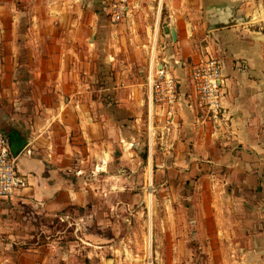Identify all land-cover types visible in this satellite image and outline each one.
<instances>
[{
  "label": "crops",
  "instance_id": "0c3cea01",
  "mask_svg": "<svg viewBox=\"0 0 264 264\" xmlns=\"http://www.w3.org/2000/svg\"><path fill=\"white\" fill-rule=\"evenodd\" d=\"M249 1L212 0L202 25L183 14L166 24L163 38L172 51L167 57L175 62L182 59L180 66L171 64L179 80L181 106L171 134L165 140L158 138L164 156L159 168L179 182H197L200 195L209 200L204 216L213 229L216 226L224 237H238L237 231L246 239L236 238L235 244L244 241L262 257L264 49L262 34L244 19L250 15L244 8ZM46 6V21L37 16L28 21L32 33L3 30L0 34V129L12 151L20 153L16 165L28 180L13 197L0 200V227L10 224L1 230L11 240L0 242L9 256L0 264L68 260V255L58 253L60 247L53 240L16 252L14 239L32 237L33 227L37 230L50 219L69 217L70 209L84 206L95 196L92 179H98L97 172L106 165L101 152L109 142V123L121 126L123 110L131 111L139 104L132 87L122 94L116 82L93 70L96 53L91 47L103 39L98 27L105 24L101 15L105 7L96 0H51ZM2 8L11 12L8 27L24 20L21 8ZM242 10L245 17L240 15ZM170 22L176 41L170 37ZM208 57L223 63L226 119L216 122L195 108L186 65L188 60L194 63ZM107 90L110 95L102 96ZM18 223L29 229H15ZM259 260L255 262L264 264V257Z\"/></svg>",
  "mask_w": 264,
  "mask_h": 264
},
{
  "label": "rangeland",
  "instance_id": "374dc122",
  "mask_svg": "<svg viewBox=\"0 0 264 264\" xmlns=\"http://www.w3.org/2000/svg\"><path fill=\"white\" fill-rule=\"evenodd\" d=\"M49 1L0 0V34L3 30L7 34L32 33L34 29H28V21L34 16L42 23L46 21ZM211 2L134 0L128 17L113 26L108 22L107 12L101 13L105 24L98 27V33L100 36L103 33V39L91 47L96 53L93 70L99 71L100 77L108 76L116 82L122 94L125 88L132 87L139 104L132 106L131 111L123 110L125 118L121 126L109 123V142L101 152L106 165L97 172L99 180L92 179L95 196L84 206L75 207L76 211L70 209L69 217L50 219L49 223L43 219L44 228L33 227L32 237L15 238L16 252L53 240L60 247L58 253L69 256L67 261L60 260L61 264H244V261L259 264L255 261L264 256L251 250L250 244L244 241L235 244L236 238L245 237L240 238L237 231L238 237H224L216 226L213 229L204 216L209 200L202 198L197 182H179L159 168L164 156L156 132L153 134L149 128L147 77L151 63L154 65L166 57L177 66L174 57H167L172 51L163 38L166 24L183 14L202 25ZM249 2L244 8H248L246 12L250 15L244 19L251 22L250 28L262 34L264 49V0ZM2 7L21 8L24 20L8 27L7 15L11 12ZM240 15L245 17V10ZM191 64L186 61L189 68ZM104 93L102 96L110 95L108 90ZM91 94L98 96L97 92ZM8 225L0 227V242L11 241L1 230ZM24 226L18 223L13 227L27 231L29 228ZM4 256L9 258L6 246L0 244V259Z\"/></svg>",
  "mask_w": 264,
  "mask_h": 264
},
{
  "label": "built area",
  "instance_id": "2783aa9c",
  "mask_svg": "<svg viewBox=\"0 0 264 264\" xmlns=\"http://www.w3.org/2000/svg\"><path fill=\"white\" fill-rule=\"evenodd\" d=\"M107 10L110 25L123 21L131 13L134 0H96ZM176 65H182L180 60ZM190 84L195 108L206 113L214 122L226 119L223 106V63L219 58L208 57L191 64ZM148 80L150 102L149 128L160 140H165L175 128L180 110L179 80L173 74L166 57L151 63ZM193 105L190 103L189 108ZM26 153L30 154L29 150ZM15 157L10 154L8 139L0 129V200L10 199L28 185L25 174L17 168ZM61 218V217H60ZM63 219V218H61Z\"/></svg>",
  "mask_w": 264,
  "mask_h": 264
},
{
  "label": "water",
  "instance_id": "95a60500",
  "mask_svg": "<svg viewBox=\"0 0 264 264\" xmlns=\"http://www.w3.org/2000/svg\"><path fill=\"white\" fill-rule=\"evenodd\" d=\"M170 37L172 41H176V29H175L173 22H170ZM8 146H9L10 154L12 157H15L16 155H18V151H12L10 144H8Z\"/></svg>",
  "mask_w": 264,
  "mask_h": 264
},
{
  "label": "flooded vegetation",
  "instance_id": "af4514ba",
  "mask_svg": "<svg viewBox=\"0 0 264 264\" xmlns=\"http://www.w3.org/2000/svg\"><path fill=\"white\" fill-rule=\"evenodd\" d=\"M210 19H211V18H209V20H210ZM216 19H218V20H219V19H224V18H223V17H221V16H218ZM211 20H212V19H211ZM211 20H210V21H211ZM209 23H210V22H209Z\"/></svg>",
  "mask_w": 264,
  "mask_h": 264
},
{
  "label": "trees",
  "instance_id": "16d2710c",
  "mask_svg": "<svg viewBox=\"0 0 264 264\" xmlns=\"http://www.w3.org/2000/svg\"><path fill=\"white\" fill-rule=\"evenodd\" d=\"M3 132H5L3 129H1ZM46 243V242H45ZM37 245H40V244H37Z\"/></svg>",
  "mask_w": 264,
  "mask_h": 264
}]
</instances>
